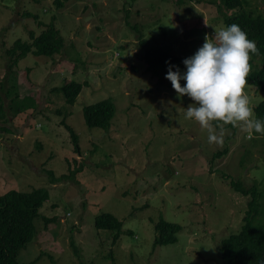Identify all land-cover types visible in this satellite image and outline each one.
Masks as SVG:
<instances>
[{
	"label": "rangeland",
	"instance_id": "rangeland-1",
	"mask_svg": "<svg viewBox=\"0 0 264 264\" xmlns=\"http://www.w3.org/2000/svg\"><path fill=\"white\" fill-rule=\"evenodd\" d=\"M217 7L187 0H69L62 7L56 0H0V104H6L0 194L39 187L50 194L20 264H224L221 241L240 230L249 210L250 196L232 182L264 189V135L213 121L214 131L224 129L223 140L209 144L207 130L184 118L193 101L176 94L167 67L152 73L142 59L144 47L190 57L206 35L226 26ZM247 8L264 14V0H247ZM51 22L64 47L52 57L21 59L18 89L8 98L14 57L6 49L17 39L32 41ZM250 58L258 70L262 61ZM70 80L85 83L73 105L54 90ZM244 90L256 116L264 91L248 84ZM29 93L37 106L14 116L10 99ZM109 97L116 104L111 127H89L84 106ZM63 120L79 136L82 155ZM80 165L75 178L52 183L50 170L59 177ZM104 212L123 221L115 244L114 231L95 226ZM161 218L182 226L177 242L155 245Z\"/></svg>",
	"mask_w": 264,
	"mask_h": 264
},
{
	"label": "trees",
	"instance_id": "trees-1",
	"mask_svg": "<svg viewBox=\"0 0 264 264\" xmlns=\"http://www.w3.org/2000/svg\"><path fill=\"white\" fill-rule=\"evenodd\" d=\"M67 1L69 0H56V4L58 7H62ZM178 1L181 3L185 0ZM187 1L216 3L218 12L225 25L238 24L247 33L248 38L255 42L257 52L250 54V57H253L254 60L258 57V62L261 63L262 61V66L258 70L253 71V60L249 58L246 84L253 85L258 90L264 91V14L248 9L247 0H220L218 3L215 0ZM31 40L22 41L17 39L12 47L6 49L7 55L14 57L8 63L6 74V81L9 83L6 90L8 98L18 89L15 67L21 59L25 58L29 53L37 56L52 57L60 53L65 44V39L54 22H51L40 34H31ZM145 42L146 39L141 37V43ZM143 49L144 55L142 59L148 64V69L152 73H154L153 69L157 72L163 70L162 66L168 69L169 64L176 67L183 66V58L167 50L162 48L148 49L146 47ZM3 84L4 82L1 81L0 87ZM84 85V82L70 80L60 87H55L54 90L60 91L64 95L66 103L73 105ZM5 106L4 102L0 104V117L5 115ZM36 106V98L29 93V96L25 95L22 98L15 96L10 99L7 109H10L14 116H17ZM83 112L89 127L109 129L116 112V104L109 97L84 106ZM255 114L258 118H264V99L255 107ZM64 124L70 131L75 150L82 155L83 152L78 144L79 136L68 123L64 121ZM226 152L227 150L224 149L216 153L215 156ZM82 168L83 165H80L78 168L71 169L69 174H62L59 177L54 176V172L50 170L49 175L52 177V183H56L65 178H75V173L81 171ZM232 186L242 194L250 196L248 201L249 210L244 217V223L240 230L231 233L221 241L220 251L224 264H264V189H260L258 183L246 187L242 181L232 182ZM49 197V189L46 187L34 188L31 191L11 189L0 194V264H20L18 260L19 254L21 250L27 248L28 244L36 236L37 226L35 221L40 216L41 207H43ZM43 219H46L47 223L54 220L45 216ZM95 226L98 229L114 231L112 242L115 244L122 233L123 221L110 212H104L96 217ZM155 230V245H167L177 242L178 233L182 230V226L161 218L155 224Z\"/></svg>",
	"mask_w": 264,
	"mask_h": 264
},
{
	"label": "clouds",
	"instance_id": "clouds-1",
	"mask_svg": "<svg viewBox=\"0 0 264 264\" xmlns=\"http://www.w3.org/2000/svg\"><path fill=\"white\" fill-rule=\"evenodd\" d=\"M256 52L255 42L238 24L232 23L214 29L211 39L206 35L204 43L183 59V72L168 65L165 78L176 94L179 97L186 94L193 101L185 108L184 118L198 122L207 130L209 144H220L223 140L224 129L214 131L213 121L239 124L241 131L249 136L264 135V118L254 115L244 90L250 54Z\"/></svg>",
	"mask_w": 264,
	"mask_h": 264
}]
</instances>
